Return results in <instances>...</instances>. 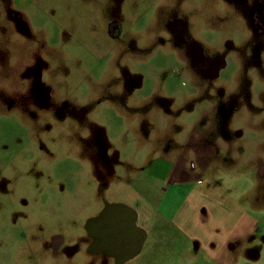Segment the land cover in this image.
Returning a JSON list of instances; mask_svg holds the SVG:
<instances>
[{"label":"rangeland","instance_id":"1","mask_svg":"<svg viewBox=\"0 0 264 264\" xmlns=\"http://www.w3.org/2000/svg\"><path fill=\"white\" fill-rule=\"evenodd\" d=\"M258 24L264 0H0V264H121L88 233L117 207L147 238L122 264H210L162 214L193 189L251 212L264 264Z\"/></svg>","mask_w":264,"mask_h":264},{"label":"crops","instance_id":"2","mask_svg":"<svg viewBox=\"0 0 264 264\" xmlns=\"http://www.w3.org/2000/svg\"><path fill=\"white\" fill-rule=\"evenodd\" d=\"M218 191L211 193L201 190L202 204L200 205L195 204L190 199L192 195L197 193L193 189L173 213L170 215L162 213L165 216L163 218L169 222L168 226L170 225L180 230V232L184 231V233L191 232L194 234L192 238L187 239L188 241L186 240L189 246L184 249L183 257L185 258H181V252L177 253L179 259L187 260L188 256L194 257V255L190 254L196 251V255L200 253L199 257L210 264L259 263L258 261L261 257L259 249L257 246H249V244L254 242L258 243V238L255 237L259 230L258 220L249 210L240 208V204L232 197L227 196L228 194L225 195L224 200H220ZM203 214L204 217H202ZM146 241L145 235L142 249ZM175 241L176 239H171L170 242L174 245L176 244ZM237 241L243 243L242 248L233 244ZM191 242L196 244L195 247L192 248ZM232 250L237 251V253L231 260V258L229 259V251ZM187 252H190V254H187Z\"/></svg>","mask_w":264,"mask_h":264},{"label":"water","instance_id":"3","mask_svg":"<svg viewBox=\"0 0 264 264\" xmlns=\"http://www.w3.org/2000/svg\"><path fill=\"white\" fill-rule=\"evenodd\" d=\"M135 221L136 215L132 210L124 207L109 208L96 224L90 225L88 233L99 238L104 248L112 249L116 245L114 256L123 263L139 254L145 240L144 232L136 227ZM124 252L126 254L123 255Z\"/></svg>","mask_w":264,"mask_h":264},{"label":"flooded vegetation","instance_id":"4","mask_svg":"<svg viewBox=\"0 0 264 264\" xmlns=\"http://www.w3.org/2000/svg\"><path fill=\"white\" fill-rule=\"evenodd\" d=\"M258 26V28H262L261 27V24H258L257 25ZM264 28H262V30H263ZM261 30V29H260ZM102 242V241H101ZM61 243H62V239H60V238H56L55 240H54V246L55 247H58L59 245H61Z\"/></svg>","mask_w":264,"mask_h":264}]
</instances>
